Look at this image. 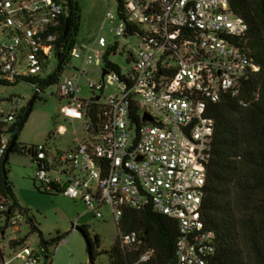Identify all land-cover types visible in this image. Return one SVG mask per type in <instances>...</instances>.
Instances as JSON below:
<instances>
[{"label":"built area","instance_id":"built-area-1","mask_svg":"<svg viewBox=\"0 0 264 264\" xmlns=\"http://www.w3.org/2000/svg\"><path fill=\"white\" fill-rule=\"evenodd\" d=\"M123 2L124 19L108 13L105 20L118 22V39L139 37L141 45L129 54L131 68L117 73L104 67L114 44L103 36L74 48L67 63L64 56V71L71 68V59H83L84 65L100 62L102 76L107 74L102 83H90L93 95L86 101L78 98L79 79L89 74L85 67L58 83V98L84 110L88 140L58 153L36 146V180L47 191L57 193V188L84 202L97 219H104L102 209L109 208L122 251L137 252L143 245L137 232L121 231L126 210L152 207L178 224L176 264H213L217 237L203 218L215 134L209 108L226 96L239 97L244 84L260 72L240 45L248 25L234 13L231 0ZM68 5V0H0V82L43 80L58 72L63 58L58 39ZM28 83L42 93L38 83ZM108 86H117V93L105 96ZM24 108L21 98L0 97V165ZM26 222L0 190V235L6 237L8 230L19 234ZM78 228L77 220L72 231ZM19 248L14 259L46 261L43 249ZM154 255L146 249L131 264H151Z\"/></svg>","mask_w":264,"mask_h":264},{"label":"trees","instance_id":"trees-1","mask_svg":"<svg viewBox=\"0 0 264 264\" xmlns=\"http://www.w3.org/2000/svg\"><path fill=\"white\" fill-rule=\"evenodd\" d=\"M117 2L118 13L124 19V2ZM68 3L69 16L62 25V34L58 39L62 56H67L65 63L69 61L71 51L78 46L82 19L79 1L68 0ZM231 8L248 25V32L240 40V45L260 67V72L244 84L239 97L226 96L209 108L215 121V134L213 156L208 165L203 218L208 229L213 230L217 237V252L213 264H264V0H231ZM67 23L68 35L63 41ZM133 30L138 29L133 27ZM117 49L116 42L104 56V67L120 73V67L110 60ZM63 72L64 68L60 73L56 72L43 80L28 82L38 83L43 92L58 84ZM0 84L5 85L4 82ZM26 110L24 108L18 117L14 133L17 132ZM35 147L36 145L25 146L17 142L6 164L4 162L0 165L1 193L10 196L14 207L20 210L22 207L8 177V166L14 154L29 156L34 164ZM56 190V194L61 193L59 189ZM45 191L52 193L46 189ZM32 227L37 231L34 223ZM78 230L89 242L92 249L90 264H95V248L100 247L101 239L96 236L93 242L86 226L79 227ZM121 231L123 234L137 232L143 240L142 248L132 253L122 251L118 247V236L112 251L108 252L109 264H131L146 249L155 252L151 264H176V242L180 235L176 221L157 213L152 207L140 211L129 209L122 219ZM40 237L39 249L45 251L46 261L49 262L54 256L49 247L59 244L65 237L58 236L50 242L45 241L42 234ZM26 241L27 238L19 242L12 241L11 245L22 246Z\"/></svg>","mask_w":264,"mask_h":264},{"label":"rangeland","instance_id":"rangeland-1","mask_svg":"<svg viewBox=\"0 0 264 264\" xmlns=\"http://www.w3.org/2000/svg\"><path fill=\"white\" fill-rule=\"evenodd\" d=\"M78 1L82 10L78 46L92 44L101 36L105 37L109 44L117 42V54H112L110 60L127 73L131 68L129 54L141 45V41L138 36L118 39L114 31L118 22L111 23L105 20L108 13L117 16V0ZM96 48L99 49L97 46ZM54 62L57 65V62ZM70 64L71 68L63 72L59 82L75 76L76 70L85 67L89 74L79 79L82 92L78 98L81 101L89 100L93 95L90 83L103 82L102 65L100 62L84 65L83 59H71ZM117 90V86H108L104 92L105 96L116 94ZM35 92L34 87L25 81L0 85L1 98H21L25 101L26 108ZM87 122L85 112L80 110L78 103L70 99L58 98V84H56L39 94V99L34 104L32 113L19 135L18 143L25 146H47L54 153L73 149L88 140ZM58 130L62 132L56 134ZM8 170L9 180L22 207L20 211L28 222L22 225L19 234L12 235V231L8 230L6 237L0 235V264L8 261H11L10 264H25L22 259H14L21 249H17L16 245L12 246L11 240L14 237L27 238L25 244L37 251L41 242L40 234L47 242L53 241L58 236H64L66 240L60 243L59 247L58 244L49 247L54 256L51 261H44L42 264H90L86 238L79 230L72 231L77 220L79 227H88L93 242L96 236L101 239L100 247L95 248L97 253L95 264H109L108 252L112 251L119 236L109 208L102 209L104 219H97L84 202L73 201L61 193L46 192L36 180V168L29 156L12 155ZM32 223L37 227V231L33 230Z\"/></svg>","mask_w":264,"mask_h":264},{"label":"water","instance_id":"water-1","mask_svg":"<svg viewBox=\"0 0 264 264\" xmlns=\"http://www.w3.org/2000/svg\"><path fill=\"white\" fill-rule=\"evenodd\" d=\"M68 23L66 24V27H65V32H64V36H63V41L67 38V35H68ZM65 62V57H63L61 60H60V64H59V68H58V73L61 72V69H62V66ZM107 74V72H104L103 74V77H105V75ZM39 95V92L36 91L34 96L32 97L31 101L29 102V105L27 107V110H26V113L20 123V126L18 127V130L17 132L15 133L13 139H12V142H11V146L9 147V150H8V153L6 155V158H5V163L4 165L6 164V161L8 160L9 156H10V153L11 151L13 150L14 146L17 144L18 140H19V135L20 133L22 132L25 124L27 123L31 113H32V110H33V107H34V104L36 103L37 101V97ZM146 120H149L148 118H146ZM80 231V230H79ZM87 245H88V252H89V256L91 255V246L89 244V242H87Z\"/></svg>","mask_w":264,"mask_h":264}]
</instances>
